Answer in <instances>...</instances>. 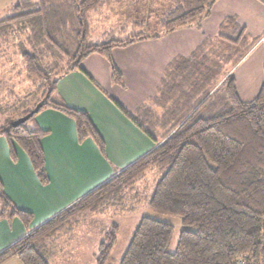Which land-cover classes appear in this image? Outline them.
Wrapping results in <instances>:
<instances>
[{"label":"trees","instance_id":"16d2710c","mask_svg":"<svg viewBox=\"0 0 264 264\" xmlns=\"http://www.w3.org/2000/svg\"><path fill=\"white\" fill-rule=\"evenodd\" d=\"M166 1V10L151 14L156 22L154 33L120 40L109 32L102 36L107 41L97 45L92 43L93 25L114 7L128 8L126 17L118 14L124 20L133 18L115 31L118 36L152 29L148 19L141 16L148 0H21L0 21V104L24 83L32 87L24 96L29 102H23L22 108L0 125V138L6 141L12 161L13 144L21 149L41 185H47L48 179L41 147L46 133L34 122L40 111L53 109L65 115L74 122L79 142L89 138L101 154L104 152V142L87 113L54 97L58 80L70 72H83L82 62L96 55L108 63L112 83L120 86L122 77L113 63V50L158 39L178 29L197 28L216 2ZM219 29V43L207 42L189 57H177L172 62L175 78L170 82L165 79L156 103L172 101L173 108L166 113L178 127L142 158L30 231L32 214L14 206L0 180V216L17 219L27 230L0 252V264L12 258L20 264H48L47 240L72 225L75 216L100 212L113 196L132 190L153 170L159 179L149 209L177 216L194 231H182L175 252L168 253L172 227L143 217L119 264H264V81L249 102L239 98L232 76L216 85L225 73L224 66L235 64L258 40H249L233 17ZM40 104L28 121L11 125ZM114 104L138 128L152 126L146 109L132 115ZM112 229L98 247L96 264H109L117 228Z\"/></svg>","mask_w":264,"mask_h":264},{"label":"crops","instance_id":"0c3cea01","mask_svg":"<svg viewBox=\"0 0 264 264\" xmlns=\"http://www.w3.org/2000/svg\"><path fill=\"white\" fill-rule=\"evenodd\" d=\"M234 1L216 0L208 17L197 28L178 29L158 39H148L122 48L115 59V65L122 77L120 86L112 83L108 63L96 55L82 62L83 72H70L58 80L54 97L68 107L87 113L104 142L103 154L91 139L78 141L71 119L53 109L40 111L34 122L46 133L41 140V147L48 183L43 186L37 180L21 149L13 144L15 161H12L6 141L0 138V180L5 194L14 206L32 214L33 219L28 231L42 225L142 158L174 132L178 126L174 127V123L169 121L171 115L166 113L168 109L173 108L172 101L167 104L156 103L165 79L170 82L175 78L171 70L174 59L189 57L198 48L206 46L207 42L217 43L219 27L228 18H235L247 36L249 28L252 31L264 29V10H256L260 14L259 19L255 20L258 26L254 22V26L251 22L249 25L246 19L241 20V16H244V12L240 11L241 4H234ZM212 17L213 24L217 26L216 33L207 35L204 25ZM178 34L181 35L176 36ZM171 35L176 37L168 40ZM183 35L192 36L194 41L191 43L190 40L185 45L178 44L177 39ZM258 42L263 43V37L251 49ZM184 49L189 53H180ZM249 51L235 64L228 68H225L227 65L224 66L225 73L216 85L222 84L227 76L233 77V69ZM233 78L236 82L235 77ZM173 99L181 103L178 97ZM114 102L132 115L146 109L151 116L148 120H153L152 126L146 124L143 128H138ZM201 103L199 102L187 117ZM26 234L27 230L17 219L8 220L6 216H0V252ZM4 264L20 262L12 258Z\"/></svg>","mask_w":264,"mask_h":264},{"label":"rangeland","instance_id":"374dc122","mask_svg":"<svg viewBox=\"0 0 264 264\" xmlns=\"http://www.w3.org/2000/svg\"><path fill=\"white\" fill-rule=\"evenodd\" d=\"M19 1L21 0H0V21L8 17L12 7ZM148 3L149 5H147L141 16L148 19V24L151 25L152 29L149 31L145 29H137L135 31H130L125 36H118V32L115 31L120 29L123 23L130 24L133 18L129 17L128 20H124L127 16L124 12H126L128 8L115 10L114 7L110 11H105L100 15L101 17L96 19L97 22L93 25L94 32L92 35V43L97 45L107 41L104 40L102 36L109 32H114V39L120 40L139 33H154L156 22L151 14L154 15L166 10V4L169 5V2L166 0H148ZM235 3H240L242 6L240 11L244 12L242 14L244 16H241V20L246 19L249 22V25L251 22L253 26L254 23L258 26V23L255 20L259 19L260 14L256 10H264V0H235L234 4ZM120 12L125 17L119 16L118 14H120ZM106 16H109L108 19H106ZM216 27L217 26L213 24L212 17L210 21L207 20L205 22L204 31L207 35H215ZM186 34L193 35L192 33ZM247 34L249 35V40H259L264 36V29L261 31L260 28H258L252 31L249 28ZM180 35L181 34H178L176 36ZM176 36L171 35L168 40H171V38ZM192 39V36L183 35L179 37L177 41H179L178 44L185 45L188 44L190 40L192 43V41H194ZM217 43H219V41ZM120 50L121 49H115L112 51L114 64L117 57L116 54H118ZM181 51L182 52L180 53L184 55L189 53L186 49ZM221 61L222 60H219V62ZM219 64H223V62ZM229 66L230 65L228 64L225 68H228ZM263 67L264 45L263 43L258 42L232 71L233 77H235L236 80L235 84L238 96L243 102H249L257 95L264 81ZM15 80L17 81V79ZM29 91H32V87L29 89V82H26V84L24 83L22 86L14 89L13 95L6 97V103L3 105L0 104V125H2L10 115H13L16 111L20 110L23 102H29L28 100L24 101V96ZM158 179L159 174L156 171H149L132 190L124 191L123 193L121 192L113 196L107 203H105L100 212L92 215L75 216L72 225L69 224V226L56 234L52 239L45 242V248H47L45 258L47 259V263L96 264V258L99 255L98 247L101 243L106 241L105 234L112 232V226H115L117 228L115 233L116 241L110 254L109 264H119L139 221L143 217L155 219L172 227L173 232L167 247V252L174 253L181 232L184 230L194 231V228L183 225L181 218L177 216L157 214L149 209V200Z\"/></svg>","mask_w":264,"mask_h":264},{"label":"water","instance_id":"95a60500","mask_svg":"<svg viewBox=\"0 0 264 264\" xmlns=\"http://www.w3.org/2000/svg\"><path fill=\"white\" fill-rule=\"evenodd\" d=\"M41 107V104L38 105L34 110H32L30 113H28L26 116L14 121L11 125L13 127H16L18 125H21L23 123H25L26 121H28L34 114H36L39 110V108Z\"/></svg>","mask_w":264,"mask_h":264}]
</instances>
